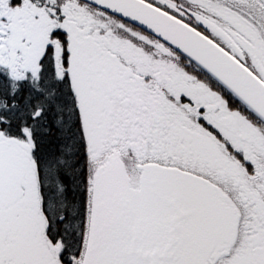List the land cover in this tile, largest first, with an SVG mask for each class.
Segmentation results:
<instances>
[{
    "label": "snow or ice",
    "instance_id": "1",
    "mask_svg": "<svg viewBox=\"0 0 264 264\" xmlns=\"http://www.w3.org/2000/svg\"><path fill=\"white\" fill-rule=\"evenodd\" d=\"M0 264H264V0H0Z\"/></svg>",
    "mask_w": 264,
    "mask_h": 264
}]
</instances>
